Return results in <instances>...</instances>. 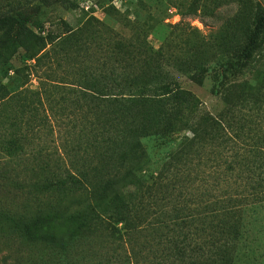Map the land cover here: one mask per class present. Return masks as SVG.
<instances>
[{"label": "trees", "instance_id": "1", "mask_svg": "<svg viewBox=\"0 0 264 264\" xmlns=\"http://www.w3.org/2000/svg\"><path fill=\"white\" fill-rule=\"evenodd\" d=\"M101 1L128 32L77 0L2 5L0 128L9 132L0 138V190L24 212L0 206V226L57 220L91 234L105 226L117 241L105 264L122 253L123 264L262 256L264 78L255 56L264 11L213 0L235 10L205 34L165 22L162 0L153 9L130 1L124 12ZM54 4L73 21L48 14ZM206 81L211 100L185 86ZM73 230L86 248L90 234Z\"/></svg>", "mask_w": 264, "mask_h": 264}, {"label": "rangeland", "instance_id": "2", "mask_svg": "<svg viewBox=\"0 0 264 264\" xmlns=\"http://www.w3.org/2000/svg\"><path fill=\"white\" fill-rule=\"evenodd\" d=\"M5 1L6 0H0V11L4 7L2 5H4ZM77 1H79L80 8L84 7V10L89 14L105 21L107 25L115 28V30L119 32H128L121 22H115L107 15L106 10L110 4L109 2L102 3L101 0ZM130 1L134 0H114V3H112L119 11L124 12L130 9ZM135 1H142L143 4L153 9L158 0ZM162 2L165 9V22L171 24L189 23L205 34L219 29L225 16L230 15L235 10L234 6L231 4H224L218 7L213 3V0H162ZM196 2L199 4L197 6L199 9L197 13H193ZM244 2L246 12L250 15L251 12L249 10L253 7L258 6L264 11V0H244ZM45 11L54 16L63 14L70 21L74 19V12H66L59 4H54L49 11ZM181 14H183V16ZM246 16L248 19L251 18V16ZM181 20L183 22H181ZM14 64L18 66L22 63L19 59H15ZM255 65L260 69L261 76L259 78H264V46L258 50L255 56ZM2 81L4 83L6 79ZM29 84L32 86L36 84L33 77ZM185 86L202 99L211 100L213 97V95L209 93V81H206L203 86H197L194 83L186 82ZM8 132L9 129L6 126L5 128H0V138H7ZM1 154H3V151L0 150V156H2ZM9 158L10 157H8V159ZM14 194L15 193L9 192L7 189L0 190V206H7V208L13 209L17 214H22L24 210L20 206V198L17 199L13 196ZM49 226L52 228H47ZM49 226L42 225L40 228H36L29 223H26L22 228L0 226V264H58V258L61 256H64L65 259L68 258L71 264H105V256L112 254L113 248L117 246V241L108 235L110 229L105 226H100L93 234L87 229L74 226L73 229L78 233L90 234L88 238L89 245L86 248H82L79 241H72V236H68L69 231L73 230L72 228L69 229L57 220H52ZM46 229L55 234L52 235L50 232H47ZM34 232H37L35 233L36 236H33ZM77 232L74 235H76ZM263 249V246H261L260 250ZM123 258L124 254L122 253V255L116 258L118 259V263L108 264H123ZM101 261L102 263H100ZM240 264H264V253L253 261L242 258Z\"/></svg>", "mask_w": 264, "mask_h": 264}]
</instances>
